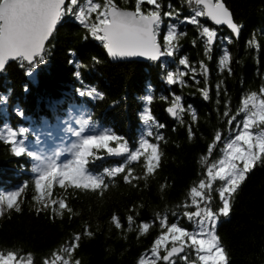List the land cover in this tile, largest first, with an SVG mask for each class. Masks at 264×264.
Here are the masks:
<instances>
[{"label": "trees", "instance_id": "trees-1", "mask_svg": "<svg viewBox=\"0 0 264 264\" xmlns=\"http://www.w3.org/2000/svg\"><path fill=\"white\" fill-rule=\"evenodd\" d=\"M135 2L114 0L115 4L131 9H134ZM160 2L163 11L170 10L169 6L179 10L181 19L192 14L186 0ZM223 3L233 14L235 22L243 27L239 38L233 37L231 43L218 39L207 56L199 29L174 19L172 22L178 24V32L184 33L178 38L179 52L175 59L110 61L102 42L90 36L85 40L86 30L66 17L57 25L46 46V63L34 76L25 75L18 61H10L6 65L5 71L0 73V94L8 96V105L0 113V126L7 123L14 129L29 127L31 131L26 144L30 150L34 148L36 131L43 120L51 121L53 116H60L70 104L81 106V115L85 111L91 113L96 122L93 131L109 129L123 137L128 142L127 146L133 149L145 127L140 120L145 107L143 97L153 95L154 99L147 107L164 127L157 129L163 140L159 141L160 162L154 175L144 178L143 164L130 162L133 175L139 177L133 184L125 183L121 176H117L111 183L106 178L108 187L102 192L54 186V195L65 200L73 209L71 214L66 210L63 214L53 213L51 205L37 211L42 205L33 200L36 192L34 174L30 170L35 161L27 156L16 157L11 146L0 140V192L18 188L25 182L28 184L21 193L20 211H11L0 217V250H14L25 257L31 254L32 264H44L46 258L59 252L66 242L71 241L75 234L83 233L87 226L95 234L91 237L82 235L69 264L75 259H79L81 264H138L163 231L156 222L146 234L141 235L136 227L140 221L151 222L156 220L158 213L169 212V221L176 222L177 217L170 214L175 210L180 225L191 228L192 222L183 213L195 211L189 193L203 178L202 159L207 156L217 131L223 132L225 140L230 135L227 118L223 116L225 102H230V114H234L244 95L258 92L264 85V0H223ZM150 7L142 6L145 10ZM200 20L202 24L216 28L220 37L233 35L225 27L215 26L207 17ZM166 22L168 18H165ZM165 32L162 26L158 39L162 40ZM253 37L259 43L258 48L248 44ZM224 48L232 57L230 75L226 70H219L218 60ZM69 49L75 51L74 57L69 55ZM183 57H187L191 67L196 69L195 73L178 63ZM69 60L82 65L80 79L75 77L77 68ZM202 61L208 70L206 74L200 71ZM167 71L187 73L183 77L185 83L168 84L165 80ZM217 84L226 89L227 95L221 91L217 97ZM84 86L95 87L103 94V99L80 97L76 89ZM205 87L210 89L209 99L201 95L200 89ZM173 94L182 98L181 103L186 110L179 118L170 116L166 110ZM160 97L168 99L161 100ZM17 104L24 109L26 118L16 116ZM50 105L56 106V112ZM189 106L197 117L193 127L195 135L191 139L187 128L193 123L192 114L187 111ZM153 142L157 141L153 139ZM115 146L116 141L110 142V147ZM223 146V143L217 145L211 160L219 158ZM96 156L99 159L90 158L88 165L94 173L124 162V157L109 155L106 149L97 151ZM161 185H166L163 191ZM212 195L215 210L220 201L215 191ZM185 203L189 206L178 207ZM133 206L135 210L130 212ZM113 214L120 217L124 224L122 229L113 225ZM128 215H133L136 221L131 231L127 230ZM215 233L225 248L228 264H264V163H258L247 175L234 195L230 214L219 218ZM173 260L178 263V257H173ZM157 264L166 262L158 261Z\"/></svg>", "mask_w": 264, "mask_h": 264}, {"label": "snow or ice", "instance_id": "snow-or-ice-1", "mask_svg": "<svg viewBox=\"0 0 264 264\" xmlns=\"http://www.w3.org/2000/svg\"><path fill=\"white\" fill-rule=\"evenodd\" d=\"M186 3L192 14L181 19L179 10L172 9L171 6H169L170 10L163 11L160 0H136L134 10H123L114 3V0H0V73L5 71L9 61H18L24 68L25 75L34 76L40 66L46 63V46L57 25L66 17L78 22L86 30L83 37L85 40L90 36L102 42L108 55L113 58L147 57L151 61H160L162 57L175 59L179 52L178 38L184 33L178 32V24L172 22L174 19L179 20L180 23H190L199 29L206 56L221 37L216 28L202 24L201 17L209 18L215 25H226L233 34L222 38L227 43H231L233 37L239 38L243 26L235 22L233 14L224 5L223 0H186ZM145 4L152 7L145 10L142 8ZM165 18H168V23L166 33L161 40L158 37L162 26H165ZM248 44L250 47H259L254 37ZM69 55L74 57L75 51L69 49ZM93 59L95 60V57ZM231 62V53L224 48L218 60L219 70L221 72L226 70L230 75ZM69 63L75 64L77 71L74 75L80 79L79 69L82 65L74 60H69ZM178 63L188 67L190 72H196L187 57L180 58ZM200 71L201 74H206L208 71L203 61ZM185 75L187 73L167 71L165 80L170 85H175L177 82L184 84ZM192 78L195 80V75ZM24 90L28 91L27 86ZM209 91L208 87L200 89L204 99L210 98ZM221 91L227 95L226 89H223L221 84H217V97ZM76 92L80 97L90 100L103 99V94L95 87L84 86L76 89ZM10 94L11 90H9ZM142 99L145 101V107L140 113V120L145 127L134 149L127 146L128 142L123 137L109 129L93 131L96 122L91 113L86 111L76 119L75 123L78 127L73 126L71 121H66L68 126L64 131L70 133L74 139L63 152H56L51 156H44L29 149L26 144L31 131L29 127L14 129L7 123L0 126V140L11 146L12 153L16 157L27 156L35 161L30 170L34 174L36 192L33 200L42 205L37 209L38 212L49 208L50 205L53 213L56 214H63L65 210L69 214L73 212L64 199H53L50 204L44 201L46 195L51 196L52 189L56 185L60 188L102 192L108 187V183H111L112 178L117 176H121L125 183L133 184V181L139 177L133 175L130 162L143 164L144 178L155 174L160 162L159 141L163 140L162 134L157 129L163 128L164 125L156 120L151 109L147 107L153 101V95H147ZM160 99L168 98L160 97ZM181 99L180 96L173 94L171 104L167 108L168 113L173 117L179 118L186 111ZM229 103V101L225 102L223 116L227 118L230 135L225 140L222 131L215 133L208 147V154L202 159L205 169L203 178L191 188L189 193L195 211L183 213L190 222L195 221V228L182 227L175 210L170 214L177 217L176 222H170L169 212H165L158 213L154 221H140L136 225L141 235L146 234L156 222H159L163 229L154 241L151 255L147 256L151 264H157L158 261L175 264L173 257H179L187 262L189 260L187 250L195 253L200 264H228L227 253L215 233V228L221 216L227 217L230 214L234 195L247 175L258 163H264V85L258 92L253 91L244 95L239 109L234 114H230ZM7 105L8 96L0 94V113L7 108ZM50 107L56 112L55 105ZM187 111L192 114L193 123L187 125L191 139L195 135L193 127L197 117L191 106ZM15 114L22 119L26 118L25 111L19 104L15 107ZM153 139L157 142H153ZM112 141L117 142L116 148L110 147ZM221 143L224 146L220 149V157L211 160L213 150ZM100 149H106L109 155L124 157V162L106 168L100 173L92 172L88 167L90 158L99 159L96 152ZM217 183L218 187L214 188ZM27 186L25 182L15 190L0 192V217L11 211H20L21 193ZM165 187L166 185H161V191ZM214 191L220 201V206L215 210L212 207ZM188 206L185 203L178 207ZM134 210L135 206L129 211L134 212ZM111 221L117 229L124 227L117 214H113ZM126 222L127 230L131 231L136 224L134 216L128 215ZM94 234L86 226L83 233L75 234L59 252H54L52 257L46 258L44 264H69L72 254L79 247L82 235L91 237ZM161 250L164 251V255H161ZM0 264H32L31 254H26L25 257L14 250L7 252L0 250ZM71 264H81V261L75 259ZM138 264H145L144 256L139 259Z\"/></svg>", "mask_w": 264, "mask_h": 264}, {"label": "rangeland", "instance_id": "rangeland-1", "mask_svg": "<svg viewBox=\"0 0 264 264\" xmlns=\"http://www.w3.org/2000/svg\"><path fill=\"white\" fill-rule=\"evenodd\" d=\"M168 22H166L165 28L166 31V25ZM166 33V32H165ZM220 37V36H219ZM221 37V42L224 41ZM161 59L165 60L168 59L167 57H162ZM82 112V107L76 104H70L67 107L63 109V113L60 116H53L51 118V121L43 120L41 125L38 127L36 131V143L34 145L33 150L38 152L41 155L44 156H51L56 152H63L64 149L68 146L70 141L74 139V137H71L70 133H67L64 131V129L68 126L66 121H71L73 126H77L75 121L78 117H80ZM59 117V119H57ZM47 121V123H45ZM221 155V153H220ZM220 157V156H219ZM63 159V157H62ZM17 187H12L8 189V191L15 190ZM59 200L60 198L57 195H54V192L52 191L51 196H45L44 201L46 203H50L51 200ZM40 204V203H39ZM41 205V204H40ZM195 221H192V226L189 229L195 228ZM171 245H169L170 247ZM189 254V260L186 262L184 260H181L178 257V263L177 264H200L198 261L195 253L191 250H187ZM147 255H142L145 257V264H151V261L147 258V256L151 255V251L146 253ZM164 254V251L161 250V255ZM183 255V254H182Z\"/></svg>", "mask_w": 264, "mask_h": 264}, {"label": "water", "instance_id": "water-1", "mask_svg": "<svg viewBox=\"0 0 264 264\" xmlns=\"http://www.w3.org/2000/svg\"><path fill=\"white\" fill-rule=\"evenodd\" d=\"M119 8L123 9V10H134V9H131V8H126V7H122L120 6L119 4H116ZM225 5V4H224ZM209 19V18H208ZM210 20V19H209ZM211 21V20H210ZM213 24L214 22L211 21ZM215 25V24H214ZM215 26H221V27H225L227 30H229L231 32V30L226 26V25H215ZM232 33V32H231ZM104 51L108 57V59L110 61H117V60H126V59H139V60H147L148 58L147 57H125V58H113L111 56L108 55L107 53V50L104 48ZM10 62V61H9ZM170 105L166 106V110L167 108L169 107ZM168 112V111H167ZM170 116H172L170 113H169ZM117 146L113 147V148H116ZM165 254V253H164ZM163 254V255H164Z\"/></svg>", "mask_w": 264, "mask_h": 264}, {"label": "flooded vegetation", "instance_id": "flooded-vegetation-1", "mask_svg": "<svg viewBox=\"0 0 264 264\" xmlns=\"http://www.w3.org/2000/svg\"><path fill=\"white\" fill-rule=\"evenodd\" d=\"M187 254H188V251H187Z\"/></svg>", "mask_w": 264, "mask_h": 264}]
</instances>
